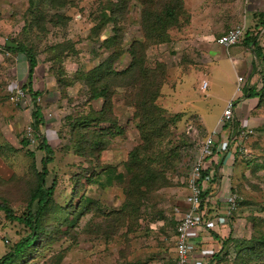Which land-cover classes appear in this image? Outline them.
Returning a JSON list of instances; mask_svg holds the SVG:
<instances>
[{"label": "rangeland", "instance_id": "rangeland-1", "mask_svg": "<svg viewBox=\"0 0 264 264\" xmlns=\"http://www.w3.org/2000/svg\"><path fill=\"white\" fill-rule=\"evenodd\" d=\"M233 1L0 0V202L16 216L38 210L30 197L46 154L36 133L52 150L45 187L53 192L37 238L10 264H172L174 208H186L191 167L223 99L234 90L246 100L234 87L239 77L257 93L252 108L238 111L253 134L233 165L242 203L216 264H264V52L256 58L244 42L224 49L205 41L230 23ZM28 54L41 100L21 108L9 97L28 85ZM144 121L162 153L155 169L164 181L152 191L128 185ZM28 129L33 144L22 143ZM29 234L0 212V259Z\"/></svg>", "mask_w": 264, "mask_h": 264}, {"label": "built area", "instance_id": "built-area-1", "mask_svg": "<svg viewBox=\"0 0 264 264\" xmlns=\"http://www.w3.org/2000/svg\"><path fill=\"white\" fill-rule=\"evenodd\" d=\"M243 27L236 26L221 34L213 42L218 46L229 49L238 45L244 38ZM243 78H237L236 93L243 89ZM202 89L207 88V83L202 84ZM33 92H36L33 89ZM23 85L16 87L11 93L9 100L21 108L32 107L40 102L39 95H34ZM235 95V94H234ZM241 101L235 97L226 101L215 127L202 141L197 157L191 167L187 181V194L183 199L185 210L180 206L174 208L175 216V239L173 264H205L206 254L214 256V251L207 247L196 248L191 246L195 237L202 238L209 234H216L220 228L229 225L232 213L238 207V197L234 193L230 183L233 174L232 164L221 162L231 152L235 155H246L245 143L253 134V129L244 123L243 118L237 116L241 109ZM224 131H227L225 134ZM27 141L33 144L34 136L28 129ZM211 191L204 195L206 188L212 180ZM210 206L221 208L219 214L210 217ZM218 211V209H217ZM205 240V239H204ZM193 247V248H191ZM203 258H205L203 260Z\"/></svg>", "mask_w": 264, "mask_h": 264}, {"label": "trees", "instance_id": "trees-1", "mask_svg": "<svg viewBox=\"0 0 264 264\" xmlns=\"http://www.w3.org/2000/svg\"><path fill=\"white\" fill-rule=\"evenodd\" d=\"M172 10H174V8L172 9V8L165 6V8L162 11L166 12L167 16L172 18L173 13H174V12L172 13ZM246 37H247V33H246V36L243 38V40H245ZM249 44L253 45L252 51L254 52L255 57L261 58L262 56L260 52L258 51L259 48H257L255 38L251 39ZM17 51L23 52V50L21 49ZM28 59H29V70L27 73L28 74V85L23 86V87L24 89H28L30 90V92H33V88H31V82H32L31 79L33 76L34 65L36 62L34 60V57L31 54H28ZM242 90L245 93L246 98H255L257 96V93L253 89H250L249 87L243 86ZM33 93L34 95H39L38 92H33ZM34 115L36 117L34 121H38L39 112L36 111ZM32 127L33 129L35 128V123H32ZM140 129L142 131V138H141L142 143L140 144L138 148H135L134 150H132L129 156V163H128L127 168L129 170V173L132 174V177L128 180V185L132 183L133 185L136 184L140 188L145 187L146 189H148V191H152L156 185L160 184L162 180L164 181L163 174H161L160 172H157L156 171L157 169H155L156 165H158L157 163L159 159H162V156H161L162 153L156 154L158 152L159 144H157L156 142L157 133L155 130H153L151 123H148L145 121L142 122V124L140 125ZM26 141H27L26 139L22 140V143L25 144ZM36 145L39 150H41L44 154H46V157L44 158L41 164L42 171L39 173L36 172L37 186L35 187L30 197V200H38V210L35 216H32V214L28 212L26 213L27 215L23 216L24 215L23 214L21 217H19L13 213V211L7 206V204L4 201L0 202V212L4 213L6 220L22 223L24 226H27L30 231V234L27 237L22 238L19 242H17L14 245L10 253L4 255L0 259V264H10L12 262L17 261V258L23 255L24 252L33 245L34 240L37 238V230L39 229V221H40L41 214L44 210V207L47 205L48 200L52 196L53 187H49V188L45 187V177L47 176L46 166L52 160V157H51L52 150L48 146L46 140L44 138L39 137L37 133H36ZM30 156L32 157L33 154L30 153ZM240 157L241 156L235 155L232 158L233 159L231 161L232 166L236 164L237 160H239ZM167 159L169 158L164 159V161H166ZM166 164H168V162H166L165 165ZM214 182L215 180L213 179L212 182L208 184L206 191L204 192V195H207L211 191V185ZM134 190L135 188L130 189L128 186V190L126 192L129 194H132ZM233 190H234V193L238 197V207H240L241 206L240 204L241 196H239L238 193H236L237 189L233 187ZM235 212L237 211L235 210ZM235 212L232 213V216ZM122 213H124V211H122ZM232 216L230 218H231V221L233 222L235 218V214H234V217ZM175 225H176V221H175ZM212 258L213 260L210 264H216V260H217L216 254Z\"/></svg>", "mask_w": 264, "mask_h": 264}, {"label": "crops", "instance_id": "crops-1", "mask_svg": "<svg viewBox=\"0 0 264 264\" xmlns=\"http://www.w3.org/2000/svg\"><path fill=\"white\" fill-rule=\"evenodd\" d=\"M230 6H233V11L231 10V14H230V15H232V17L229 20L230 23L229 24L226 23L227 25H224L225 28L221 34H223L227 30L234 28L236 26L243 27L245 35H246V33L248 34L249 32L255 31L257 33L255 36V42H256L257 48H259L258 51L260 52L261 56H263L261 51L264 52V0H240V1L236 0V1H233V3H231ZM220 35L215 36L212 34V35L208 36L205 41L206 42L208 41L207 43L208 44L211 43V45H212V43H214L213 39L218 38ZM248 37H249V34L245 38V41L242 40L239 44H242L244 42L243 44L244 45L246 44L247 47L249 46V48H251V50H252L253 45L249 44L251 39ZM253 55H255L254 52H253ZM240 58H241L240 55L232 54L230 57V60H231V62H233V61L237 62L240 60ZM234 81H235V78H233V80H232V84H231L232 87L234 86ZM234 87L236 88V84ZM232 90H233V88H232ZM233 94H234V90L231 91V93L228 97L223 99V102L225 100L228 101L232 97ZM252 100H253L252 98H246V100H244V103L241 106V110H243V111L246 110V112H247V110L252 108L254 105ZM237 116L240 118H243L244 114L242 116V113L241 114L238 113ZM221 162L230 164V160H229L228 156L223 158ZM219 207H221V206H219ZM219 207L217 208L218 209V211H217V209L214 206H210V217L213 218L214 214H219L218 212L222 211L221 208H219ZM225 231H226L225 228H220L216 234H209L208 236L206 235V237H204L205 240L200 238V237L199 238L195 237L191 246L199 248V249H201V248L207 249V247H210V249H212L214 251L213 253L215 255V254H217L218 249H219L218 245H221V243H222L221 240L224 238L223 235L225 234ZM174 237H175V234L173 235V241L175 239ZM204 243H206V244H204ZM193 247H191V248H193ZM174 254H175V251H174V242H173L172 263H173V259H174ZM205 257L208 259L207 261L205 260V264H210L213 260L212 255L207 253ZM204 259L205 258H203V260ZM189 264H194V261L190 260Z\"/></svg>", "mask_w": 264, "mask_h": 264}, {"label": "clouds", "instance_id": "clouds-1", "mask_svg": "<svg viewBox=\"0 0 264 264\" xmlns=\"http://www.w3.org/2000/svg\"><path fill=\"white\" fill-rule=\"evenodd\" d=\"M233 172H234V170H233ZM236 210H237V209H236ZM231 223H233V222H232V221H230V223H229L228 227H230V224H231ZM224 228H225V227H224ZM223 239H224V238H223ZM223 239H222V240H223ZM222 240H221V241H222Z\"/></svg>", "mask_w": 264, "mask_h": 264}]
</instances>
